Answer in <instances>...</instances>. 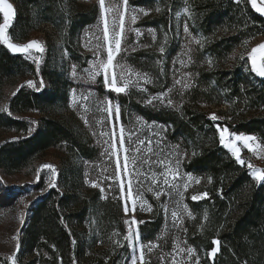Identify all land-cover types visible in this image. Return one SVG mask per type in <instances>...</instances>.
Here are the masks:
<instances>
[{
  "label": "trees",
  "instance_id": "trees-1",
  "mask_svg": "<svg viewBox=\"0 0 264 264\" xmlns=\"http://www.w3.org/2000/svg\"><path fill=\"white\" fill-rule=\"evenodd\" d=\"M11 1L15 18L8 32L14 42H24L40 25L51 24L69 52V62L84 65L83 32L101 17L96 0ZM128 7L138 11L137 27L142 35L136 48L124 56L153 82L144 83L147 92L139 88L119 94L109 90L106 96L119 104L127 130L134 129L137 117L162 125L159 148L170 153L179 145L178 151L187 153L179 171L193 178L185 175L178 181L189 185L186 190L181 187L182 197L173 193L152 198V212L141 217L144 244L157 245L146 251V261L172 264L178 245L193 248V262L199 257V264H264V183L256 182L247 165H240L219 143L217 130L220 125L232 133L254 136L264 148V77L251 71L245 52L252 39L264 36V16L250 0H129ZM185 22L188 34L183 30ZM149 29L154 30L155 40ZM165 34L166 51L161 54ZM39 73L49 87L33 90L22 85L9 94L21 79L37 74L36 64L0 42V130L22 133L17 139L0 142V172L12 175L24 170L50 149H64L65 159L81 158L82 162L69 171L62 169L56 187L35 186L45 191L30 205L17 262L122 264L130 251L123 238L128 225L122 198L104 195L85 181L83 163L98 159L99 151L71 114L60 115L69 108L70 79L51 60L49 47ZM176 80L181 83L175 84ZM161 92L167 93L163 103H147ZM28 112L40 114L35 124L22 117ZM211 114L219 119L213 121ZM175 159L173 156V167ZM204 192L207 197L192 199ZM14 201L0 185V208H8ZM176 201H180L181 211L174 224L171 210ZM162 204L168 205L167 213ZM183 205L191 216L183 212ZM213 248L217 249L214 256ZM0 264H8L1 253Z\"/></svg>",
  "mask_w": 264,
  "mask_h": 264
},
{
  "label": "rangeland",
  "instance_id": "rangeland-1",
  "mask_svg": "<svg viewBox=\"0 0 264 264\" xmlns=\"http://www.w3.org/2000/svg\"><path fill=\"white\" fill-rule=\"evenodd\" d=\"M99 3V0H96ZM9 3L13 5L14 12H15V4L8 0ZM111 5L113 7L112 12H108L105 14L108 25H109V38H112L113 35V24L115 22L116 31H119V17L120 14L123 13L124 15V26H125V36L126 39L122 42V52L117 56V60L115 63L124 64L125 67L123 69L125 76L130 78L132 81H136L138 79L137 74L143 75V73L139 72L138 70L131 67L128 62L126 61V57L124 53H129L128 50H132L136 48L135 44L138 42L141 35L137 36L134 29H139L142 33V29L137 27V22L139 20V13L136 11L133 13L131 9L128 7V10L125 11V7L123 5V0H106V7ZM136 15L137 19L133 23L131 21V16ZM15 18V15H14ZM14 21V19H13ZM11 22V24L13 23ZM3 23V22H2ZM1 23V24H2ZM10 24V26H11ZM103 28H104V20L102 17L99 18L97 23L92 26L85 28L82 36V50L81 53L85 56L84 57V65L76 66L77 75L73 77L72 75V66L74 64L69 62V52L63 47V42L55 31L54 27L51 24H43L40 25L36 31H34L30 37L24 42H14L10 38V42L16 44H25L32 40H37L44 48V52L41 53L36 49H31L30 51L33 53L34 56L40 57V67L44 63L46 58V51L49 47L51 49V60L55 62L61 71L65 72V74L70 79L69 85V108L64 110L60 113L61 116H67L71 114L72 117L76 120L78 126L81 128L82 132L91 138V141L94 146L98 148V159L93 162H84V174H85V181L87 185L90 187L92 186V182H96L100 190L103 189L102 193L104 195L109 194H118L123 201V206L125 205V201L127 200V204L129 207V212L124 216L127 220L131 221L133 215L135 216L136 221H141V217L151 213L152 211L141 210L139 201H137L135 212L132 209V198H135L137 195V186H136V176L135 174L129 175L124 173L123 168H121V173L119 175L116 174V159L115 156H112L111 160L106 152V149L109 148V144L105 143V141L110 140V136L112 133L113 124L116 126L117 132V147L118 144V134H119V126L122 124L121 117L117 122L115 120V114L113 113L112 117H109L106 112L98 111L96 104L99 102L111 100L106 96L108 88L103 83V76H98L95 81L89 79L88 74L83 71L85 68H89L95 59V53L97 52V46L101 45L102 47L99 49V55L101 59L106 60V42L103 38ZM9 29L7 30V35H9ZM10 37V36H9ZM99 38V39H97ZM264 41V36H260L257 38L252 39L247 45L245 52L248 53L251 51L252 47H255L260 44V42ZM7 46V45H6ZM11 50V49H10ZM12 51V50H11ZM13 52V51H12ZM19 53V52H14ZM23 54V53H21ZM25 55V54H23ZM33 61L32 58L27 57ZM115 70L117 73L121 71L120 67H116ZM130 73V75H129ZM34 81L35 87H29L27 85V81ZM43 81V85H41L40 81ZM140 87L144 86L143 79L139 81ZM25 85L33 90L37 89H44L49 87V83L42 77V75L36 74L34 76H28L24 79H21L15 86L10 88L11 94L13 91L18 89V87ZM140 87H131V88H139ZM130 88V89H131ZM73 90L76 91L75 98L73 97ZM115 92V91H114ZM90 100L86 103L81 100V96H89ZM75 101V102H74ZM113 105L118 104L114 100H111ZM102 107V105H101ZM40 114L37 112H28L24 114L22 117L29 119L33 124L36 123L37 118H39ZM137 117L135 121V127L132 131L127 130L124 125L125 129V137L132 133V141L131 143L126 139L125 140V148L134 149L138 146V140H145V144H147L148 139H151L154 151L157 148V145H160L161 134L164 130V127L157 123L146 122L144 119L138 120ZM87 120V123L85 122ZM102 121L103 123H100ZM146 122V123H145ZM220 128L226 126H220ZM230 133H232L229 130ZM101 133H107V135H101ZM22 135V133H17L15 131H7V130H0V142L6 139H17ZM219 135V132H218ZM245 135V134H244ZM251 136V135H247ZM231 138V137H230ZM237 146L241 148V158L246 161L247 163H251L253 166L264 169V153L259 151L258 149L253 152L249 151L246 147L243 146L242 141H237ZM252 144L253 148L256 147L257 144L260 143L255 139L254 141H249ZM142 147V146H141ZM262 148V146L260 145ZM228 150V149H227ZM231 154V152L228 150ZM164 154H169L164 152ZM129 155H133L132 151H129ZM142 159H148L149 154L147 153H140ZM66 151L64 149H50L45 152L40 153L31 166L28 168L18 171L12 175H6L0 172V185L4 189H8L9 192L12 194V197L15 198V201L9 205L8 208L3 209L0 208V253L3 254L8 261V264H18L17 259L18 255L21 250L20 245V238L22 236V229L27 223L28 216H29V208L34 199L39 197L45 189L51 188L48 187V184L52 179H55L57 183L58 174L63 170H71L72 167L75 166L79 167L81 164V158H74L71 160L65 159ZM155 156H152V159H155ZM173 158V157H172ZM123 163V152H121V164ZM43 165H52L56 170V175L53 176L52 172L47 169L43 168ZM173 167V166H172ZM157 168L153 167L149 169L148 165H143L139 170L141 172L150 173L151 171H155L156 173H160L163 171H158ZM106 170V171H105ZM129 172H133V165L129 163ZM39 174V180H37V175ZM113 177V179L109 180L107 177ZM141 180H144V177H140ZM131 180L133 185V197H127V185L128 181ZM121 181H124V192H121ZM37 184H41L45 189H37L35 186ZM111 185V187H109ZM151 186V180H144V187H143V196L142 199L146 201L145 207L147 205H151L152 210V198L157 199L155 196V191H147V188ZM141 223L138 225H134L133 227L140 226ZM128 229V227H127ZM141 243L143 245V236L140 232ZM116 243V241H114ZM128 243V242H127ZM128 245V244H127ZM146 246V245H145ZM129 247V256L122 264H129L131 259V254L133 249ZM183 248V247H182ZM186 249V248H185ZM146 251L147 248L145 247L144 254L146 260ZM173 257H175L176 261H180L181 259H187L186 251L184 253H179L178 251L173 253ZM137 256L139 257V251L137 252ZM171 263L174 264L173 259ZM137 264H141L139 258L137 259ZM189 264H195L192 261Z\"/></svg>",
  "mask_w": 264,
  "mask_h": 264
},
{
  "label": "snow or ice",
  "instance_id": "snow-or-ice-1",
  "mask_svg": "<svg viewBox=\"0 0 264 264\" xmlns=\"http://www.w3.org/2000/svg\"><path fill=\"white\" fill-rule=\"evenodd\" d=\"M186 2V0H185ZM239 2V0H237ZM252 6L256 8V11L264 13V8L257 7L256 0H251ZM123 5L125 7V11L128 10L129 0H123ZM99 9L101 12V17L104 20V28H103V38L106 42V60L101 59L99 55V49L102 47L101 45L97 46V52L94 54L95 59L91 66L89 68L83 69L85 73L88 74V77L90 80L95 81L98 76H103V83L109 90L115 91L116 93H125L128 91L131 87H140L139 81L140 79H143L145 84L152 83V79L148 76V74H137L138 79L134 82L130 78L125 76V73L123 71L125 65L124 64H118L115 63L117 60V56L122 52V42L126 39L125 36V26H124V15L123 13L120 14L119 17V31H116V25L115 22L113 24V35L112 38H109V25L107 18L105 16L106 13L112 12L114 9L111 5L106 7V0H99ZM157 11H160V8L156 9ZM133 13H135L136 9H131ZM139 11L143 12V9H140ZM185 12H188V8L185 7ZM0 13L3 14V23L0 24V42L7 45L9 49H11L13 52H19L25 54L26 57H30L33 59V62L36 64V70L37 74H39V66H40V57L34 56L33 53L30 51L31 49H36L37 51L43 53L44 48L37 40H32L25 44H16L10 42V37L7 35V30L10 27L11 22L14 19V8L11 3L8 2V0H0ZM147 15V13H144ZM137 19L136 15L131 16V21L134 23ZM184 32L186 34L189 33V26L187 22L184 24L183 28ZM137 36L141 35L139 29H134ZM150 34H152L153 40L156 39V36L154 34V30L149 29L148 30ZM99 39V38H97ZM193 39H195L193 37ZM197 44H199L202 47V43L200 40H195ZM167 43V34L164 36V43L161 44L159 47V52L161 54L165 53L166 51V45ZM134 50V49H133ZM190 58V57H189ZM242 60L245 59L244 55H241L240 57ZM247 60L251 64V71L256 73L260 77H264V43H261L255 47L251 48V51L247 53ZM259 61V62H258ZM209 64H211V60L208 61ZM157 64H162V61H157ZM181 64H183V61L181 60ZM120 67L121 71L117 73L115 70L116 67ZM161 75L163 74V68L160 69ZM72 75L75 77L77 75L76 72V66H72ZM130 75V73H129ZM41 85H43V81H40ZM180 80H176L175 84H180ZM27 85L29 87H35L34 81H27ZM23 87V86H22ZM184 87H187V85H184ZM40 90V89H37ZM141 91L147 92L146 88L140 87ZM168 92H172V89H168ZM76 91L73 90V97L75 98ZM167 97V93L161 92L158 95L152 96L149 100H147V103L152 104L154 100L160 101L161 103L164 102V100ZM81 100L84 102H88L90 100L89 96H81ZM75 102V101H74ZM167 103L169 105L172 104V101L170 99L167 100ZM102 105V107H101ZM98 111H103L108 114L109 117L113 116V113L115 114V120L118 122L120 118V106L119 104L113 105L111 100L99 102L96 104ZM210 119L213 121L218 120L219 118L215 114H211ZM138 120H142V118H138ZM87 123V120H85ZM100 123H103L102 121H99ZM146 123V122H145ZM217 130L219 132V143L224 146L226 149H228L231 152V155L235 158V160L240 165H245L246 161L241 158V148L237 146V141H242L243 146L246 147L249 151L255 152L257 149L261 152H264V148H261L259 144L256 145L255 148H253L252 144L249 143V141H254L256 138L254 136H247L244 134H236V133H230L228 127L220 128L219 125H217ZM31 132V129H29ZM101 135H107V133H101ZM132 133H130L127 138L125 137V129L123 125L121 124L119 126V134H118V144L119 147H117V132H116V126L113 124L112 133L110 136L109 141H105V143L109 144V148L106 149V152L109 156V159L111 160L112 156H115L116 159V174L119 175L121 173V168H123L124 173L132 175L135 174L136 176V186H137V195L135 198L133 197V185L131 180L128 181L127 185V197L132 198V211L135 212L137 201H139L141 210L146 211H152L151 205H146V201L142 199L143 196V187H144V180H151V186L147 188V191H153L154 189H157L155 191V196L157 199L161 195H167L169 197L172 196L173 193H176L178 196L182 197L183 192L181 191V187H183L184 190L188 188V183L184 182L183 185L181 183H178V181H183L184 176L187 175L189 180H192L190 174H182L179 171V166L181 163V159L187 155L186 152L180 153L178 151L179 145L175 146L177 151L170 152L169 154H164V150L159 148L157 145V149H153L152 141L151 139H148L147 144H145V140H138V146L134 149H128L125 148V140L127 139L130 143L132 141ZM231 137V138H230ZM142 146V147H141ZM129 151L133 152V155H129ZM121 152H123V163L121 164ZM140 153H147L149 154L148 159H142ZM196 153L193 152V155ZM152 156H155V159H152ZM175 156L176 159L174 161L175 167H172L173 160L172 157ZM129 163L133 165V172H129ZM147 164L149 169H152L155 167H160L163 169L160 173H156L155 171H151L150 173L141 172L139 169ZM43 168L49 169L53 176L56 175V170L54 166L52 165H43ZM247 168L250 171V174L252 178L259 183H264V169L257 168L253 166L251 163H247ZM106 171V170H105ZM143 176L144 180H141L140 177ZM39 174L37 175V180H39ZM107 179L111 180L113 177L109 176ZM209 182H211V177L208 178ZM197 183H199V180H196ZM93 187H99V185L96 182H92ZM48 187H56L55 179H52L50 183L48 184ZM111 187V185H109ZM121 192H124V181H121ZM103 191V189H101ZM208 193L204 192L201 195H193V200H199L204 197H207ZM161 207L163 210L167 213L169 211V207L167 204H162ZM180 201L175 202V207L171 210V217L173 219V223L176 224L180 220ZM124 212L125 215L129 212V207L127 204V200L125 201L124 205ZM183 212L186 213L188 216H191V213L187 210V205H183ZM205 219H207V213L205 212ZM144 221H136L135 216L133 215L131 221L125 220L124 223L128 225V232L127 235H125L123 238L125 241L128 242V245L133 249L131 254V259L129 261V264H137V259L141 261V264H148V262L145 260V254L144 250L145 247L147 248L148 252H151L153 247H157V245H153L151 241L148 242V244L145 246L141 243V237L139 233L138 227H133L134 225H138L139 223H143ZM186 231V229H185ZM75 243V241H73ZM212 243L218 244V241L213 240ZM123 246V245H121ZM178 249L179 253H184L186 251L187 253V259H181L180 261H176L175 257H173L174 264H189L190 261L193 259V255L195 250L191 247L185 248H179L178 245L175 246L174 251ZM139 251V257L137 256V252ZM217 251L216 248L212 249L211 254L214 256L215 252ZM195 264H199V257H195Z\"/></svg>",
  "mask_w": 264,
  "mask_h": 264
},
{
  "label": "crops",
  "instance_id": "crops-1",
  "mask_svg": "<svg viewBox=\"0 0 264 264\" xmlns=\"http://www.w3.org/2000/svg\"><path fill=\"white\" fill-rule=\"evenodd\" d=\"M250 2H251V0H250ZM252 4V3H251ZM256 5H257V7H261V8H264V0H256ZM254 8V7H253ZM255 10H256V8H254ZM261 15H263L264 16V13H261V12H259ZM261 43H264V41H262V42H260V44ZM259 62V61H258Z\"/></svg>",
  "mask_w": 264,
  "mask_h": 264
}]
</instances>
